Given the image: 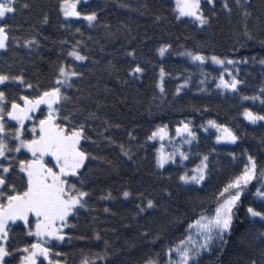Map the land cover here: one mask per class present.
Returning a JSON list of instances; mask_svg holds the SVG:
<instances>
[{
	"label": "trees",
	"instance_id": "obj_1",
	"mask_svg": "<svg viewBox=\"0 0 264 264\" xmlns=\"http://www.w3.org/2000/svg\"><path fill=\"white\" fill-rule=\"evenodd\" d=\"M25 3L29 6L22 8ZM202 7L209 17L203 26L188 17L178 20L173 0H79V11L97 13L90 26L82 18H65L59 0H16L15 15L3 21L17 42L10 40L7 50L0 49V72L22 75L33 85L27 89L15 81L5 82L0 90L9 99L34 96L37 88L52 86L60 63L81 73L70 78V87L62 88L70 99L63 102L60 114L72 113L76 124H85L82 150L90 155L79 179L73 177L70 182L80 187L79 180H84L82 188L89 195L85 208L71 216L63 229L65 239L45 244L53 261L80 264L88 257L91 264H144L151 258L165 264L166 249L189 235L188 225L197 217L214 211L215 193L243 170L251 155L258 178L244 189L234 209L231 232L222 243L202 252L198 264H252L253 260L264 264V219L247 212L248 207L264 212V197L255 194L257 189L264 192V177H259V170H264V121L252 124L243 116L244 108L264 114V105L259 99H241L261 96L264 89V44L260 43L264 0H240L239 6L236 0H215L212 6L202 0ZM245 10L250 13L247 18L241 15ZM245 24L251 40L243 35ZM33 36L38 43L24 46V39ZM162 44L171 47L160 56L157 49ZM73 46L86 57L84 61L67 55ZM129 51L135 52L134 58L127 55ZM188 51H200L208 59L201 63L181 55ZM212 55L237 61L226 66L242 81L238 90L217 87L221 73L225 79L230 77L224 66L211 60ZM136 63L144 68L139 77L129 75ZM161 67L163 93L156 87ZM177 85H182L180 93L175 91ZM46 109L41 107L39 116ZM4 120L7 127L16 126L6 115ZM182 120H191L196 133L186 147L187 159L176 158L175 163L157 167L158 136L154 140L147 136L163 125L167 133H173ZM208 120L229 127L237 141L216 142L217 129ZM29 123L25 122L26 128ZM26 138H31L29 132ZM7 139L9 147L15 148ZM27 154L24 149L12 153L16 163L29 158ZM205 155L208 179L200 185L181 182L179 175L200 164ZM16 172L9 179L19 183ZM125 190L128 197L123 196ZM148 200L153 207L147 206ZM8 231L4 243L11 255L5 257V264H19L24 246L37 238L29 236L19 221L11 223ZM192 231L195 234V227ZM101 255L104 260L93 259ZM38 264L48 263L39 258Z\"/></svg>",
	"mask_w": 264,
	"mask_h": 264
},
{
	"label": "snow or ice",
	"instance_id": "obj_2",
	"mask_svg": "<svg viewBox=\"0 0 264 264\" xmlns=\"http://www.w3.org/2000/svg\"><path fill=\"white\" fill-rule=\"evenodd\" d=\"M83 2L87 3V0H83ZM205 2L212 6L215 0H205ZM236 3L239 6L240 0H236ZM28 6L27 3L21 5L22 8ZM223 7L225 9L229 7L227 2L223 3ZM59 10L65 18H82L90 26L97 19L95 11H79L78 0H59ZM173 11L178 20L181 17H188L201 26L209 23V17L203 11L202 0H174ZM15 13L16 0H0V49L7 50L10 40L17 42V37L10 35V25L3 22L8 16L15 15ZM241 15L247 18L250 13L245 10ZM46 21L47 17H45L44 22ZM244 27L243 35L249 40L253 39L246 24ZM35 43L38 41L34 36L23 41L26 47H31ZM260 43L264 44V40H261ZM170 47L169 44H162L157 52L163 56ZM185 54L191 60L201 63L208 59L200 51L181 53V55ZM67 55L74 57L77 61L86 59L80 51L76 50L75 46ZM127 55L134 58L135 52L129 51ZM210 58L215 64L224 66V70L229 73L230 77V79H225L221 73L217 87L228 91L238 90V85L242 81L238 80L226 66L234 65L237 61L217 55H212ZM261 63H264V60ZM143 72L144 68L139 63L129 69V75L133 77H139ZM80 75L81 73L72 70L71 65L66 66L64 63H60L52 86L42 91L37 88V94L34 96L19 95L9 99L6 92L0 90V157L4 158L5 161L0 162V264H5V257L11 255L4 241L9 239L8 229L11 227V222L17 220L24 222V227L28 230L29 236L34 235L37 238L30 246H24L23 251L27 255L21 256L20 264H38V258L41 256L48 261V264H62L60 260L53 261L50 259L51 248L46 247L45 244L52 239L56 241L65 239L66 234L63 229L67 226L71 216L76 215L79 209L85 208L86 198L89 195L82 188L84 180H79L80 187L76 183L70 182L73 177L79 179L82 167L90 155L82 150V142L87 139L84 131L85 124H76L72 119V113L60 114L63 102L70 99L62 88L70 87V78H79ZM164 75V69L161 67L159 78L156 81V87L161 93L165 91ZM8 81L18 82L19 85L27 89L33 87L32 84L25 82L22 75L10 76L0 72V85ZM183 84L187 85V81L185 80ZM181 90L182 85H177L176 93H180ZM241 99H259L264 105V89H262L261 96H241ZM41 105L47 106V114L37 121L33 118V114L37 113V109ZM5 115L10 121H15V127L6 126ZM90 115L94 116V113ZM243 116L252 124L257 121H264V114L253 112L249 108H244ZM25 121H31L30 129L26 128ZM207 124L215 127L220 133L216 136L218 142L222 140L237 141L238 137L224 124H218L214 120H208ZM28 131L31 132V138H26ZM176 133L177 135L187 134L188 140H185L184 143H189L196 138V133L191 128V120L188 122L180 121ZM167 135V125L157 126L147 136V139L154 140L157 136L163 139ZM7 138H11L15 143V148L9 147ZM120 148L125 155H128L123 145ZM21 149L26 150L30 154V158L20 159L16 163V158L12 153H18ZM176 151L179 152L181 161L187 159L183 151L179 149ZM175 155L176 152L171 154L164 152L163 145H161V148L156 150V166L164 168L170 161L175 163ZM207 160L206 155L201 157L200 164L191 170V175L185 171L179 175L178 179L184 184L200 185L208 179ZM14 169H18V172L15 173V179L19 183L9 179L13 175ZM257 173L256 161L253 156L248 155L243 170L215 193L214 211L210 215L202 214L197 217L188 225L189 235L179 240L176 245L166 249L165 254L168 259L165 264H198V258L202 252L210 250L214 243L217 245L222 243L225 234L232 230L234 209L250 181L258 178ZM259 177H264V170H259ZM255 194L264 197V192L259 191V189ZM129 195L127 190L123 192L124 197ZM147 206L153 207V201L148 200ZM137 207L139 208V205ZM139 210L143 211L144 209L139 208ZM105 211L108 209L106 208ZM247 212L253 217L264 219V212L257 211L252 207H248ZM194 227L195 234L192 231ZM93 259L104 260L105 257L101 255ZM80 264H91V261L88 257H84ZM144 264H159V262L149 258L145 260ZM252 264H256V261L253 260Z\"/></svg>",
	"mask_w": 264,
	"mask_h": 264
},
{
	"label": "rangeland",
	"instance_id": "obj_3",
	"mask_svg": "<svg viewBox=\"0 0 264 264\" xmlns=\"http://www.w3.org/2000/svg\"><path fill=\"white\" fill-rule=\"evenodd\" d=\"M79 1V0H78ZM173 2H174V0H173ZM70 18H75V17H70ZM181 18H183V17H181ZM22 103V102H21ZM43 106H46V105H41L38 109H37V113L36 114H33V118L35 119V120H39V119H41L42 118V116H39V109L41 108V107H43ZM47 107V106H46ZM45 113L47 114V109H46V111H45ZM45 114V115H46ZM26 123H28V122H30L29 123V125H28V127H27V129H30V127H31V121H25ZM29 132V134H31V132L30 131H28ZM218 134H220V133H218ZM169 137H171V138H169ZM185 140H188V137H187V134L185 133V134H181V135H177V133H176V130L173 132V133H168V135L167 136H165L163 139H161L159 136H158V144H160L159 145V147L157 148V149H159V148H161V145H163V151L164 152H167V153H169V154H171V153H173V152H176V155H175V158L174 159H176V158H180V156H179V152L178 151H176L177 149H179L180 151H183L185 154H186V147H188L189 145H190V143H191V141L189 142V143H184V141ZM216 140V139H215ZM216 142H218L217 140H216ZM218 143H233V142H229V141H219ZM15 145V144H14ZM156 149V150H157ZM26 151V150H25ZM27 155H29L30 156V154H27ZM186 156H187V154H186ZM30 158V157H29ZM168 163H171V161L170 162H168ZM199 164H197L196 166H198ZM196 166H194V167H196ZM193 167V168H194ZM192 168V169H193ZM191 169V170H192ZM187 171V174L188 175H191L192 174V171ZM22 222V223H24L23 221H20V220H17V221H15V222ZM15 222H11V223H15ZM33 223H34V219H33ZM27 233H28V230H27ZM32 236H34V235H32ZM45 239H47V238H45ZM5 242V241H4ZM24 255H27V253H23V255L22 256H24ZM39 258H41V259H43L44 260V258L41 256V257H39ZM39 258H38V260H39ZM44 261H46V260H44ZM47 263H48V261H46ZM19 264H20V261H19Z\"/></svg>",
	"mask_w": 264,
	"mask_h": 264
}]
</instances>
